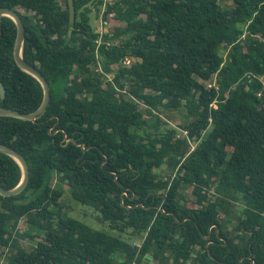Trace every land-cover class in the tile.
Returning <instances> with one entry per match:
<instances>
[{
	"label": "trees",
	"instance_id": "trees-1",
	"mask_svg": "<svg viewBox=\"0 0 264 264\" xmlns=\"http://www.w3.org/2000/svg\"><path fill=\"white\" fill-rule=\"evenodd\" d=\"M94 1L74 0L72 26L68 0H0L21 15L23 57L51 90L36 122L0 117V144L30 171L22 193L0 196V264L4 248L5 264H264V0H114L104 11L97 0L105 24H120L108 33L91 25ZM16 38L0 18V107L33 113L43 89L16 64ZM181 109L193 151L168 126ZM21 179L0 153V185ZM60 183L103 230L65 213Z\"/></svg>",
	"mask_w": 264,
	"mask_h": 264
},
{
	"label": "water",
	"instance_id": "water-1",
	"mask_svg": "<svg viewBox=\"0 0 264 264\" xmlns=\"http://www.w3.org/2000/svg\"><path fill=\"white\" fill-rule=\"evenodd\" d=\"M68 7H69L70 24L74 26L76 22V10H75L74 0H68ZM3 17L12 19L17 27V38L14 46V59L16 64L22 71L29 74L40 83L43 89L44 98L41 106L33 113H21L17 110L0 107V117H11L23 121L36 122L44 115L48 106L51 103L50 85L46 80V78L41 74V72L36 67L27 63L23 57L26 29L21 15L15 10L8 8H0V18ZM71 36H72V31H69V37ZM0 97L3 100L6 97V89L1 81H0ZM0 153L7 155L11 157L13 160H15L17 164L20 166L22 171V179L16 188L12 190H7L0 185V196L2 197L17 196L24 191V189L29 183L30 180L29 165L23 156H21L19 153H17L10 147L0 144ZM28 202L29 200H26V201H22L21 203H28ZM150 261H151V257L148 256L146 257L143 264H147Z\"/></svg>",
	"mask_w": 264,
	"mask_h": 264
},
{
	"label": "rangeland",
	"instance_id": "rangeland-1",
	"mask_svg": "<svg viewBox=\"0 0 264 264\" xmlns=\"http://www.w3.org/2000/svg\"><path fill=\"white\" fill-rule=\"evenodd\" d=\"M222 5L224 7H231L232 6L231 2L226 1V0L222 1ZM89 7L92 10V13L90 15L91 25L96 29L97 32H99V33L112 32L114 27L120 25L116 20H114L113 17H109L107 20V24H103V26H102V23H105V21L102 20V12L104 11V7H102L103 11H101V13H99L98 9H97V0L92 2L89 5ZM127 64H128V62H127ZM109 78H111V77H109ZM262 81L264 83V78H262ZM165 116L167 117V115H165ZM169 117L171 119V123H168V126L176 128L177 130H179L180 131L179 133L181 135L182 132L180 130V127L184 123V121L186 120V117H187L186 110L181 109L179 111H171V112H169ZM192 144H194V143L192 142ZM192 146H191V149H192ZM56 182H57V184H59V179ZM60 184L62 185V188L64 189V195H63V198L61 199L60 203L63 205L65 213L70 217L80 219L85 224H87L88 226H90L91 228H93L95 230H103L102 225L98 223V214L92 208L81 205L79 203H76L70 196L69 188H68L67 184L66 183H64V184L60 183ZM189 196H190V191L188 190L186 192V197H189ZM104 229L107 230V228H104ZM19 230H20V232H26L29 230L28 224L26 223L25 219L20 221ZM43 237L44 236L42 235L36 241L41 240ZM126 237L128 238V236H126ZM141 242L142 241L140 239L134 240V243L137 246H139L141 244ZM21 245L23 248L30 251L34 248L35 242L23 240L21 242ZM7 252H8V249L6 250V252H4L5 255ZM4 264H5V262H4ZM147 264H155V263L151 260Z\"/></svg>",
	"mask_w": 264,
	"mask_h": 264
},
{
	"label": "built area",
	"instance_id": "built-area-1",
	"mask_svg": "<svg viewBox=\"0 0 264 264\" xmlns=\"http://www.w3.org/2000/svg\"><path fill=\"white\" fill-rule=\"evenodd\" d=\"M113 1H114V0H104V4H103L104 9L106 8V6H107L108 4H112ZM103 24H105V23H102V26H103ZM102 33H103V32H102ZM129 63H130V61H128V64H129ZM204 84H205V86H206L208 89H211V88H217V85H216V76H214L213 79L210 80L209 82H204ZM213 106H214V108H216L215 105H213ZM181 137L186 138V139L189 141V143L191 144V146L193 145L192 142H191V140H190V138H189V136H188V133H187L186 131H183V132H182ZM194 149H195V145L192 146V149H191V150L193 151ZM6 250H7V249L4 248V249H3V252H6ZM4 262H5V254L3 255V258H2L1 264H4Z\"/></svg>",
	"mask_w": 264,
	"mask_h": 264
}]
</instances>
